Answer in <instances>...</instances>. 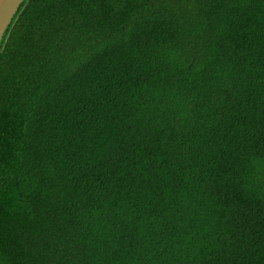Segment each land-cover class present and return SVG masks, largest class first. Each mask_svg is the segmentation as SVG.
<instances>
[{
    "label": "trees",
    "instance_id": "16d2710c",
    "mask_svg": "<svg viewBox=\"0 0 264 264\" xmlns=\"http://www.w3.org/2000/svg\"><path fill=\"white\" fill-rule=\"evenodd\" d=\"M137 3L160 36L103 42L128 0L5 30L0 264H264V0Z\"/></svg>",
    "mask_w": 264,
    "mask_h": 264
},
{
    "label": "clouds",
    "instance_id": "9594fccd",
    "mask_svg": "<svg viewBox=\"0 0 264 264\" xmlns=\"http://www.w3.org/2000/svg\"><path fill=\"white\" fill-rule=\"evenodd\" d=\"M128 1L130 2V6L127 9L123 19L110 28V30L106 34L107 37L104 39L103 42L106 41L117 42L123 38L124 34L139 35L144 33H154L159 36L161 35L163 20L160 14L158 13V11L151 6L138 4L137 2L139 0H128ZM96 47L99 49L100 46L97 44ZM71 80H73V78H66V81H71ZM84 103H85V99L78 100L73 102L69 106V108L73 109L74 106H78L81 108ZM89 152L90 150H89L88 141L85 140L81 143L79 150L75 153L78 155H85ZM115 244L116 242L113 241L111 245L112 249L116 248ZM0 246H2L1 239H0Z\"/></svg>",
    "mask_w": 264,
    "mask_h": 264
},
{
    "label": "water",
    "instance_id": "95a60500",
    "mask_svg": "<svg viewBox=\"0 0 264 264\" xmlns=\"http://www.w3.org/2000/svg\"><path fill=\"white\" fill-rule=\"evenodd\" d=\"M23 0H0V41Z\"/></svg>",
    "mask_w": 264,
    "mask_h": 264
},
{
    "label": "rangeland",
    "instance_id": "374dc122",
    "mask_svg": "<svg viewBox=\"0 0 264 264\" xmlns=\"http://www.w3.org/2000/svg\"><path fill=\"white\" fill-rule=\"evenodd\" d=\"M126 14V13H125ZM120 20V19H119ZM112 25H114V24H112ZM88 36H90V34H88ZM99 39V38H98Z\"/></svg>",
    "mask_w": 264,
    "mask_h": 264
}]
</instances>
